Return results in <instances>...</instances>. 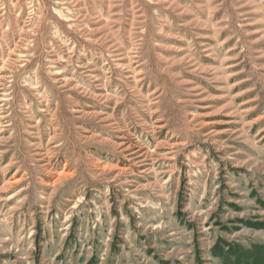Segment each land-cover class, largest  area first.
Segmentation results:
<instances>
[{
    "label": "rangeland",
    "instance_id": "374dc122",
    "mask_svg": "<svg viewBox=\"0 0 264 264\" xmlns=\"http://www.w3.org/2000/svg\"><path fill=\"white\" fill-rule=\"evenodd\" d=\"M0 264H264V0H0Z\"/></svg>",
    "mask_w": 264,
    "mask_h": 264
},
{
    "label": "bare ground",
    "instance_id": "6f19581e",
    "mask_svg": "<svg viewBox=\"0 0 264 264\" xmlns=\"http://www.w3.org/2000/svg\"><path fill=\"white\" fill-rule=\"evenodd\" d=\"M77 7V6H76Z\"/></svg>",
    "mask_w": 264,
    "mask_h": 264
}]
</instances>
